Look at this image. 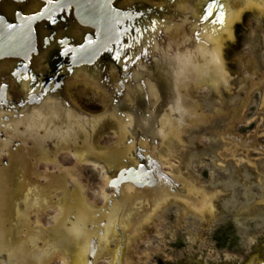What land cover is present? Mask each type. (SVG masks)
<instances>
[{
	"label": "rangeland",
	"instance_id": "374dc122",
	"mask_svg": "<svg viewBox=\"0 0 264 264\" xmlns=\"http://www.w3.org/2000/svg\"><path fill=\"white\" fill-rule=\"evenodd\" d=\"M218 1L233 20L220 21L224 7L213 20L218 9L215 2L207 7L206 0L186 3L191 9H175L176 0H139L157 14L150 15V31L138 34V43L123 45L131 50L118 62L124 84L120 102L111 105L93 73L70 82L65 97H59L58 107L70 116L72 140L51 139L39 130L23 148L26 163L20 164L14 157L21 154L20 141L8 135L12 161L5 155L0 159V171L8 172L0 178V264H79L88 231L87 263L114 264L118 251L117 264H241L253 254L264 263V154L225 138L236 135L241 143L253 138L264 148V10L245 9L240 0ZM211 11L215 14L209 17ZM209 27L214 30L202 36ZM198 46L216 55L213 64ZM169 50L184 56L173 59V71L179 66L181 74L172 80L177 104L171 111L165 105L168 72L157 63L165 62ZM108 77L120 89L114 68ZM34 110L17 119L13 112L6 116L18 121ZM155 114L156 124H151ZM74 118L88 129L81 130ZM56 123L54 130L67 127ZM0 131L4 135L5 129ZM148 156L178 187L170 191L157 185L141 192L127 185L115 196L108 183L116 172ZM123 197L130 198L123 213L126 224L108 240L107 249L97 247L103 217Z\"/></svg>",
	"mask_w": 264,
	"mask_h": 264
},
{
	"label": "flooded vegetation",
	"instance_id": "af4514ba",
	"mask_svg": "<svg viewBox=\"0 0 264 264\" xmlns=\"http://www.w3.org/2000/svg\"><path fill=\"white\" fill-rule=\"evenodd\" d=\"M216 1L211 0V3L215 2L217 6ZM250 3H252V7ZM91 5V0H0L1 117L3 120L8 121L9 117L6 114L13 112L15 115L12 118L17 119L18 116H22L28 110L43 107V109L30 112L24 118L21 117L18 121L9 120V122L0 125L1 128L5 129V136L0 131V159L2 155H5L12 161L10 153L7 151L11 149L13 143V139L8 136L11 134H15L13 136L20 141L21 154L14 156L18 163L20 161V164L26 163V150L23 148L27 147V142L32 141V137L37 136L39 130L51 139L53 137L59 138V136L68 137L72 125L70 127L66 118L70 116H67L68 114H65L58 106L61 104L59 97H65L67 85L74 80H79L82 77L83 79H90L88 78L89 75L94 73L92 78L96 76L100 79L99 83H102V88L111 97V105L116 106L122 99L121 91L124 90V84L121 82L122 75L118 62L121 61L122 57L127 56L131 50V48L123 47V45L138 43L140 39L138 34H145V31H150V15L157 14V11L150 9V6L141 4L139 0H105L106 8L112 19L103 26L107 28L105 27L104 30L99 32L90 25L89 13L86 11L82 14V11L89 9ZM206 6L209 5L206 3ZM219 6L224 7L223 16L219 18L220 21L223 17L225 21L227 20V23L229 20L234 19L233 15H229L225 5L221 6L219 2ZM242 6L245 9L264 10V2L257 0H249L243 3ZM169 13L164 12V14ZM220 21L216 24L217 29L220 27ZM190 24L184 25L185 32H187L186 28ZM209 30L212 32L214 28L209 27V29L201 30V35L206 36ZM191 37L194 38L195 36L192 35ZM194 40L196 41L197 38H194ZM198 48V52H201V54L209 53V55H205V59L210 60L213 64L216 55L214 56V53L207 50L204 52L201 46H198ZM174 63L176 62L174 61ZM173 67L171 72H174ZM110 68H114L118 75L116 84L120 89L114 88V85L110 84L108 77ZM130 75L129 72L126 73L127 77H130ZM251 80L255 81L257 77H252ZM141 87L144 89L143 84H141ZM51 96L57 97V99H52ZM114 97H117V99ZM144 97L146 99L147 96ZM54 101L58 104H52ZM65 105L68 106L66 101ZM57 121L67 126L64 131L53 129L57 126ZM74 121L82 128L81 130L86 131V127L88 129V124L82 119L74 118ZM132 123L137 125L135 119L132 120ZM130 124L129 122L128 131L130 130ZM146 125L145 127H147ZM18 128L22 130L19 132ZM141 129L145 131L144 128ZM225 138L235 142L241 148L256 149L264 154V148L257 146L253 138H249L244 143H241L240 137L236 135H227ZM52 143L54 141L49 142L47 146L50 152L53 151V147L50 145ZM156 166H158L159 171ZM132 167L137 170L144 169L146 174L152 177L154 181H158V175L165 174L161 171L155 158L153 161L139 158L136 164L128 168ZM3 173L7 174L8 172L1 170L0 178ZM6 178L10 185L9 176L6 175ZM160 178V181L167 184L165 177ZM174 181L177 182L175 179ZM167 187L170 191L176 188L174 185ZM123 199H126V201L119 199L116 201L117 203L111 204V209L103 217L105 226L101 232L102 235L97 238V247L107 249L108 240L114 236L116 231L118 232L121 225L126 224L123 220L122 211L127 206V201L130 198L123 197ZM87 218L89 217L86 216L84 220H87ZM74 219L75 217L72 222H74ZM94 220H96V217ZM90 226L93 227L91 224ZM89 236L88 231L87 238L85 237L82 243V260L79 264L87 263ZM117 253L120 254L119 251ZM118 254L115 256L114 264L119 262ZM241 264L264 263L261 262L258 256L253 254Z\"/></svg>",
	"mask_w": 264,
	"mask_h": 264
},
{
	"label": "water",
	"instance_id": "95a60500",
	"mask_svg": "<svg viewBox=\"0 0 264 264\" xmlns=\"http://www.w3.org/2000/svg\"><path fill=\"white\" fill-rule=\"evenodd\" d=\"M82 1H84V0H82ZM152 1H160V0H152ZM191 1H193V0H176L175 9H191V8H185V4L188 2H191ZM206 1L208 2V0H206ZM247 1H249V0H240L239 5H241ZM257 1L264 2V0H257ZM91 3H92L91 7L89 9L83 10L82 14H83V12L86 13V11H87V13H89L88 14L89 18L88 17L87 18L89 19L90 25L92 27L96 28L100 32V31L104 30V28L106 26L105 27H103V26L106 23H108L110 21V19H112V17L109 15V11L106 8L105 0H91ZM159 31H162V27L160 28ZM167 53L169 55L168 57H164L162 59V56L160 55V56H156V58L162 59L164 61L166 59H169V60H167L168 61L167 64H169L170 60H172L174 62L173 59H175L176 57H178V59L184 58V56H182V55L173 54V52L171 50L167 51ZM193 55H194V52L191 54V56H193ZM177 62H179V61H177ZM157 63L159 64V67L161 66L160 67L161 69L167 70L169 80H170L169 81L170 82L169 93L166 94L167 99H165V100L167 102H165V105L169 104L170 108L171 107L175 108V106L177 104V100H176L174 93L172 92L171 85L173 83L172 80L174 79V76H178V74H181V72L177 71V69L175 72L169 71V69L171 70V68H172L171 65H165L163 63V61H158ZM178 68H179V66H178ZM186 73L187 72H185L184 75ZM158 87L160 88V86H158ZM162 98H163V96H162ZM156 115H158V114L150 116V123L151 124H156V119H157ZM158 132H160V131H158ZM151 133H153V136H155V137H157V135H158V133L155 132L154 128H152ZM154 142L156 143L157 141L154 140ZM152 158L154 159L153 156H150V157L148 156L146 158V160L153 161ZM155 161H156V159H155ZM156 167H157V170L159 171L158 166H156ZM162 176L165 177V180H166L168 185L172 184L171 180L168 178V176L166 174H162ZM162 176L158 175V181H154V179L152 177L148 176L146 174L145 170L142 168H140L138 170L134 167L128 168V169L122 168V169L118 170L116 177L114 179L110 180L108 187L113 189L114 194L117 197L121 195V193L119 192L120 189L124 186H127V185L132 186L135 189V191H148V190L152 191L156 187V185L161 184V181H160L161 178L160 177H162ZM93 256H94V252L91 253L90 258H93ZM87 264H92V262L88 261Z\"/></svg>",
	"mask_w": 264,
	"mask_h": 264
},
{
	"label": "bare ground",
	"instance_id": "6f19581e",
	"mask_svg": "<svg viewBox=\"0 0 264 264\" xmlns=\"http://www.w3.org/2000/svg\"><path fill=\"white\" fill-rule=\"evenodd\" d=\"M228 1H229V0H228ZM210 3H211V0H209V2H207V4L209 5V6H208L209 8H210ZM216 4H217L216 7H217V9H218V10H217L218 12H216V14H215L213 20H215V19L218 18V16H219V11L221 10V7L219 6V1H218V0L216 1ZM205 11H206V10H205ZM204 14H205V12H204ZM202 19H203L204 21H207V20H208L207 17H206L205 15L202 16ZM195 34H196V33H195ZM195 34H194V35H195ZM197 40H198V39H197ZM200 42L203 43V45H205L207 48H210V45H208L205 41H203V40L201 41V40H200ZM194 53L196 54V51H195ZM193 57H194V56H191V55L189 56V58H191V59H193ZM176 58H177V57H176ZM165 59H166V58H165ZM164 63H166V64L168 63L167 59L165 60ZM169 63L171 64V67H173L174 62H173V61H170ZM172 64H173V65H172ZM219 64H220V63H219V60H216V61H215V65H214V66H215L214 71H215L216 75L219 74V73L221 72V71H220V68H219ZM214 66H213V67H214ZM220 66H221V65H220ZM173 68H174V67H173ZM175 69H178L177 66L175 67ZM169 70H170V69H169ZM171 70H172V68H171ZM171 70H170V71H171ZM171 109H172V107L170 108V111H171ZM171 115H172V114H171ZM174 116L176 117L177 114H174ZM177 117H179V116H177ZM72 129H73V128H72ZM72 129L69 130V131H70L69 134L74 135V131H73ZM86 130H87V127H86ZM57 139H58V140H61V142H65L66 139H70V137H67V138H66V137H62V136L60 137V136H59V138H57ZM70 140H72V139H70ZM51 141L53 142V140H51ZM156 162L159 164V162H158L157 160H156ZM159 165H160V164H159ZM166 175H167V174H166ZM167 176H168V178H169V179L171 180V182H172V184H170L171 186L168 185V184H166V183H164V182H162V181H161V184H160V185H166V186H169V187H172V186L174 185V186L178 187L179 184H177V183L174 181V179H173L172 177H170L169 175H167ZM173 183H174V184H173ZM108 184H109V183H108ZM129 186H130V185H129ZM156 186H157V185H156ZM131 187H132V186H131ZM122 188H123V187H122ZM122 188H121V189H122ZM155 188H156V187H155ZM121 189H120V190H121ZM119 192H120V191H119ZM141 192H144V191H141ZM122 212L124 213V210H123Z\"/></svg>",
	"mask_w": 264,
	"mask_h": 264
},
{
	"label": "snow or ice",
	"instance_id": "6c2138e0",
	"mask_svg": "<svg viewBox=\"0 0 264 264\" xmlns=\"http://www.w3.org/2000/svg\"><path fill=\"white\" fill-rule=\"evenodd\" d=\"M213 8H215V5H213ZM214 14H215L214 11H211V12L208 13V16L212 17Z\"/></svg>",
	"mask_w": 264,
	"mask_h": 264
}]
</instances>
